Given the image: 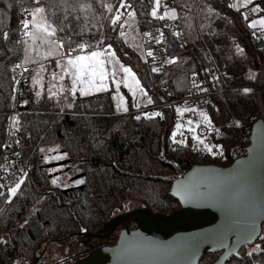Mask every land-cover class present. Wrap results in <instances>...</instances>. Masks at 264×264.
Returning <instances> with one entry per match:
<instances>
[{"label": "trees", "instance_id": "obj_1", "mask_svg": "<svg viewBox=\"0 0 264 264\" xmlns=\"http://www.w3.org/2000/svg\"><path fill=\"white\" fill-rule=\"evenodd\" d=\"M211 1L221 10V16L230 18H220L216 31L204 43L205 52L213 57L226 82L224 98L214 93L206 111L213 126L224 125L233 116L242 120L239 126H223L218 136L206 139L216 155L205 151L184 129L195 111H176L187 109L182 103L192 94V80L205 74L206 63L197 44L172 38L169 52L175 62L166 74L153 73L151 69L156 67L153 57L143 62L120 35L114 36L109 22L113 13H107L99 0H67L73 5L68 12L61 7L47 13L48 20L58 29L65 28L56 33L64 42V52L75 49L81 42L92 48L98 47L100 40L103 45L112 44L122 61L137 71L153 98V106L117 113L111 93L105 92L77 96L71 101L72 108L62 107L50 100L48 93L35 95L31 85L33 69H28L18 84L14 83L12 77L17 80L20 68L13 72L12 67L23 57V44L16 43L20 40L19 6L29 8V19L35 4L33 0H0V150L13 111L9 147L21 153L26 173L11 203H5L6 196L0 197V238L6 241L0 243V264H34L48 242L82 231L100 232L115 211H126L131 202L145 204L155 213L170 214L180 208V202L170 192L175 177L194 163L228 166L245 153L252 127L261 116L257 114L255 96L244 89H251L248 74L263 67L264 56L253 49L241 16L220 0ZM42 2L47 6L61 0ZM105 2L119 7V0ZM241 3L245 4L244 0ZM248 4L259 5V14L264 17V0H251ZM153 6L144 1L134 8L142 31L158 20L150 14ZM4 32L9 33L7 41L3 39ZM231 43L242 47L244 53L230 50ZM153 111L162 116L141 115ZM136 115H141V119L136 120ZM177 124L181 128L177 129ZM181 138L184 144L179 143ZM51 144L57 145L55 153L68 155L46 160L45 150L40 149ZM67 173L70 177L66 179ZM54 177L59 179L57 185L51 184ZM76 179L85 183L77 185ZM245 248L241 249L240 257H232L227 264H264L263 252L249 256ZM220 254L207 253L200 264H211ZM41 257L37 264L41 263Z\"/></svg>", "mask_w": 264, "mask_h": 264}, {"label": "snow or ice", "instance_id": "obj_2", "mask_svg": "<svg viewBox=\"0 0 264 264\" xmlns=\"http://www.w3.org/2000/svg\"><path fill=\"white\" fill-rule=\"evenodd\" d=\"M251 0H244L245 4L250 3ZM33 3L35 4V7L31 9L30 15L31 20L28 18L23 19L20 23L22 25L21 29V35L22 39L17 40V44H23V52H24V59L21 62L15 63L12 67V71L15 72L16 69H19L22 67V64H27L29 62V53L33 51L38 52V48L36 47L37 41H39L41 44L47 43L49 45V55H52V49H59L63 48L64 42L63 40L56 41L53 39L56 36L57 31H65L64 27L57 28L56 25L49 22L47 20V13L50 9H60L63 7V10L65 12H68L70 8L73 7V5L68 4L67 0H61L60 3L53 2L49 3L47 6L42 2V0H33ZM99 3L101 4V7L104 8L108 13H113L111 17L109 18L110 24L115 27L118 23V21H121L123 17L125 16V12H122L121 9L126 10L127 19H123V23L119 24V28L121 29L119 32V35L121 37L125 36V26H131L130 22H134V18L136 16V11L130 5L126 2V0H119V7L113 8V6L105 0H99ZM154 6L151 8V16L153 18H157L160 20H164L166 17L171 19H176V9L175 8H168V5H164L165 11L163 12V15H158V9L160 7V0H153ZM90 7L91 5H87ZM231 7H236V5H230ZM81 8L85 7V5H80ZM260 9L259 5H256L252 8L253 12H256ZM27 12L28 10L25 9ZM55 15V13H53ZM70 15V13H69ZM64 19H67V16L64 17ZM78 19V18H77ZM247 19V17H245ZM259 24L261 26H264V17H260L258 20H252L249 22V27H256V25ZM31 25V27H30ZM70 27V25H68ZM102 27V26H101ZM146 37H149L152 39L150 33L145 32L143 34ZM174 35H179V33H175ZM3 39L7 41L9 39V33L4 32L3 33ZM163 40V34L161 33L160 39L156 40V43L159 44ZM98 47L93 50L92 47L89 44L86 43H78L76 45L75 49L70 48L68 50L67 55H64V53H57L63 57V63H61L60 60L56 62V68L60 70L62 73L61 75H57L56 72L52 73L53 80H60L64 81L65 76L68 77L70 80V87L66 90L63 84L59 86L57 91H53V88L55 85H49L48 88V98L51 99H57V103H59V97L61 94L65 93V91L68 92L69 95H71L73 98H75L77 92H79V95L81 97L90 95L93 92H104L109 88L108 81L111 80V83L115 85V94L113 96V99L117 101L116 107L117 109L123 108L125 112L128 111V108L126 107V100L125 96L120 92L121 85H123L125 88L128 89V91L131 93L132 97H136L137 93H139L142 97L147 98V103L152 104L153 101L151 97L147 96V92L144 90V88L141 86L140 80L137 78V74L135 71H133L132 67L125 66L122 62L119 61V59L116 56L115 50L112 48V44L103 45V41H97ZM239 50V48H238ZM148 57H154V53L151 48L147 51ZM176 60L175 57H173L170 60H166L165 63H174ZM24 71H28L27 68L24 69ZM151 71L153 73L162 71L161 67H152ZM122 74V75H121ZM193 77L196 76V73L193 72ZM14 83H19L18 80L15 79V77H12ZM213 79H218V77H213ZM33 83H39L33 78ZM42 87V85H41ZM200 91H206V89H199ZM16 89L15 87L12 88V92L15 93ZM250 89L245 88L244 92H249ZM37 97L41 96V92L37 91L35 93ZM66 98V97H65ZM23 103H27V101H23ZM140 103L134 101L133 107L140 108ZM68 108H72L73 105L71 103L67 104ZM194 111L195 109H191ZM177 113L184 112V111H190V109H176ZM141 115L144 118H150V117H161L162 114L158 111H153L151 113L149 112H142ZM141 115H136L134 118L136 120L141 119ZM200 115L203 117L204 121L210 126L211 120L207 116V114L203 111H201ZM191 123V122H189ZM176 128H181L180 124L176 125ZM193 135L192 139L199 141L200 144L203 145V149L213 155H216L217 153L213 151V146H210L208 143H205L203 138L196 134L195 128L189 129ZM210 130V129H209ZM173 139L176 136V132L174 131ZM179 143L184 144V140H180ZM216 147H220L217 145ZM41 152L44 151V149H40ZM68 153H63L62 155H57L56 159H61L63 156H67ZM52 157H45V159H51ZM0 171H3L6 175L4 177H0V181H3L7 179L8 175L11 174L12 168L11 166H0ZM26 173L20 175L16 181L9 182V184H5L3 182H0V197H5L6 200L5 203H11L13 198L17 196L18 190L21 189L22 184L25 181ZM59 183L58 178H52L51 184L57 185ZM75 184H83L85 181L83 179H76L74 181ZM64 187H67V184L63 185ZM251 180L249 175H247L245 172H242L238 174L236 177L232 179L229 183L225 184L220 190L219 193L216 196V199L221 200L223 203H228L230 201L235 202L234 207L231 209L233 212H235L238 215H243L248 217L246 221V227L239 228L235 225V223H226L222 229L220 230V233H208L203 234L199 238H184L186 240V243L179 247V251L186 255H194L195 251L199 248V245L204 242L211 241L213 243L218 244L220 247H228L226 244L227 237L230 234L235 233L237 236V241L232 244L231 248L236 249L238 245L244 244L248 240H252L256 236V227H257V221L254 213L255 205H256V196L255 193L251 190ZM177 194L181 196V199L184 203H190L194 202L196 200H199L201 198H204L208 196L209 194L200 191L199 188L195 190H189V189H179L177 190ZM262 208H264V203L261 205ZM27 223V221H25ZM83 230V229H82ZM0 243H6V241L3 238H0ZM149 247H154L158 250H161L165 254H170L172 252L177 251L176 248L173 246L168 245H153L152 242H148ZM257 248H264V238H261L260 243L256 244L255 248L251 252H248L247 255L251 256L256 251ZM18 264V262H17ZM190 264V261L188 262Z\"/></svg>", "mask_w": 264, "mask_h": 264}, {"label": "water", "instance_id": "obj_3", "mask_svg": "<svg viewBox=\"0 0 264 264\" xmlns=\"http://www.w3.org/2000/svg\"><path fill=\"white\" fill-rule=\"evenodd\" d=\"M245 172L251 180V190L256 196L254 209L257 227L256 236L236 249L231 246L237 241L235 233L227 237L228 247H220L211 241L201 243L194 255H186L178 249L186 243L184 238H199L203 234L220 233L226 223L246 227L248 217L238 215L231 209L233 201L223 203L216 199L219 190L238 174ZM199 188L209 195L190 203H184L177 190ZM171 194L180 202V208L170 214L155 213L142 204L135 209L113 216L100 232H78L64 236H84L89 239L105 240L99 247H93L87 254L71 264H200L203 256L211 252H221L211 264H227L232 257H240L244 246L252 245L260 238L264 228V119L260 117L253 125L250 143L243 155L228 166L194 163L174 178ZM133 222L136 227L131 228ZM110 240H115L109 244ZM153 245L173 246L177 251L165 254L149 247ZM49 243V242H48ZM38 256L34 264L40 261Z\"/></svg>", "mask_w": 264, "mask_h": 264}, {"label": "built area", "instance_id": "obj_4", "mask_svg": "<svg viewBox=\"0 0 264 264\" xmlns=\"http://www.w3.org/2000/svg\"><path fill=\"white\" fill-rule=\"evenodd\" d=\"M148 2L153 4V0H128L127 3L132 5L133 8L140 2ZM221 3L226 4L228 7L232 8L233 11L237 12L243 21L244 28L249 36L251 45L254 50L259 52L264 56V27L256 25V27H249V22L255 20L258 17H262L259 14V11L253 12L252 8L256 5L242 4L241 0H220ZM162 7L168 5V8L176 9V19H171L166 17L164 20L158 19L151 26H149L145 31L142 32V38L146 45V48H151L154 53V61L156 67H161V73L166 74L169 70V67L172 63H165L166 60L172 59V55L169 52L171 48V39L175 38L177 41L182 43H192L190 40L186 27L180 12V5L178 0H161ZM230 5H236V7H231ZM25 9L28 11L26 12ZM29 8L19 6L20 21L18 25L19 38L22 39L21 35V21L25 18H28ZM123 19H127L126 10ZM247 17V19H245ZM123 19L118 21L117 25L113 27L114 36H118L120 32L119 24L123 23ZM124 31H127V26H125ZM145 32L150 33L152 39L144 36ZM161 33L163 34V40L157 44L156 40L160 39ZM179 33V35H174ZM148 58V56H147ZM206 63V70L203 76H196L191 82L192 94L184 99L182 103L183 108L195 109L199 117V124L197 125V132L200 136L205 139L211 138V136H218L221 128L223 126L237 127L241 124L242 120L236 116H233L228 122L224 125L213 126L208 125L200 118V112L208 108L212 102V96L214 93L219 94L223 97V85L225 83L221 74L220 69L218 68L214 59L210 60L207 57H204ZM22 61V60H21ZM20 61V62H21ZM264 66V65H263ZM25 67L22 64V67L19 69V72L16 76L17 80L20 82L23 76L25 75ZM213 77H218V79H213ZM206 89V91H200L199 89ZM254 94L257 98L259 114L264 119V67L260 72V75L257 79L256 85L254 87ZM224 98V97H223ZM210 129V130H209ZM11 132V124H9V129L6 135L5 142L0 150V166H11L12 172L8 175L7 179L0 181L5 184L9 182H15L16 179L22 174H24V160L21 156V153L13 148L9 147V138ZM6 174L3 171H0V177H4ZM261 238H264V234H261L260 238L257 240L258 244L260 243ZM261 252L264 253V248H259Z\"/></svg>", "mask_w": 264, "mask_h": 264}, {"label": "rangeland", "instance_id": "obj_5", "mask_svg": "<svg viewBox=\"0 0 264 264\" xmlns=\"http://www.w3.org/2000/svg\"><path fill=\"white\" fill-rule=\"evenodd\" d=\"M178 1H179V5H180V12H181V15H182L185 27H186V31H187V34H188L190 40L192 42H194L195 44H197L202 49L200 51L203 52L202 53L203 57H207L210 60H212L213 57L210 56L209 53L205 52L206 50L204 48V43H205V41L208 40V38L211 36V34H213L216 31L217 26H218L217 22L219 21V19L223 18L225 20H228L230 17L226 16V15H222L221 16V10L218 7H215L211 0H178ZM160 6L161 7H159V9H158V15H163V12L165 11V9H164V7H162L161 0H160ZM259 18L260 17L256 18L255 20H258ZM262 27H264V26H262ZM42 47L43 48H41L39 50V52L35 53V58L36 59L48 60L55 53H57V51H58V49H52L53 54L49 55V50H50L49 49V45L47 43H43ZM22 48H24V45H23ZM238 48H239V50H238ZM229 49L232 50L233 52L236 51L238 54H243L244 53L243 52V48L240 47L238 44L231 43ZM23 55H24V52H23ZM21 60H23V57H21ZM23 66L25 68H27L26 64H23ZM263 67L260 70L251 71L248 74V77L252 79V83L250 85H248L251 88L249 92H251V94H253L254 96H255L254 87L256 85L257 79H258V77L260 75V72L263 69ZM221 84L223 86L225 85V83H221ZM224 91H225V86L223 87V93H224ZM249 92H247V93H249ZM255 100H256V108H257V111H258L259 110V106H258V102H257L256 96H255ZM65 105L66 104H63L61 106L63 107ZM62 110H64V109H62ZM203 112H205L207 114V116H208V113H207L206 110H204ZM194 113L197 114V112H194ZM196 114L191 115V117H189L190 115L187 114L188 115L187 118L188 117L189 118L187 119V121L185 123L186 126L184 124V129H187V131H189L191 135H193V133L189 130L190 128H195L196 129V134L199 135L198 132H197V125L199 124V117ZM14 117L15 116H14V113L12 111V113L10 115V121H9V124H11V128L13 126ZM200 118L204 121V119H203V117L201 115H200ZM189 122H191V123H189ZM176 131H177V129H176ZM202 138H203L204 142L207 143L206 139L204 137H202ZM181 140H183V138H181ZM196 143L200 144L199 141H196ZM200 145H202V144H200ZM56 147H57V145H52V144L44 146L43 147V149L45 150L44 153H46L45 157H52L53 159H56L55 157L57 155H59V154L55 153ZM49 151L50 152L53 151L54 153L53 154H50V153L48 154L47 152H49ZM46 160H50V159H46ZM69 177H70V174H68V173L66 174V176H64V178H66V179L69 178ZM140 206L141 205L138 204V203L131 202V203L128 204L126 211L135 209V208L140 207ZM126 211H124V212H126ZM114 213H115V215H117L120 212L119 211H115ZM262 234H264V230H263ZM102 240L103 239H93L94 242H100ZM57 241L58 240H55V241H53V243L49 242L48 243L49 245L45 246L44 248L42 247L43 248V252H41L42 251V249H41L40 250V255L43 253L47 257L42 259L41 263H39V264H50L52 262L51 256L53 257L54 253L56 251L59 252V256L62 254L60 252L59 247L56 244ZM104 242H105V240H104ZM256 244H258V242H255L252 245L246 246L245 253L251 252L253 250V248H255ZM255 252H259L260 253L259 248H257ZM38 255H39V252H38ZM58 257H56V258H58ZM18 264H28V263L27 262L26 263L25 262H18Z\"/></svg>", "mask_w": 264, "mask_h": 264}, {"label": "crops", "instance_id": "obj_6", "mask_svg": "<svg viewBox=\"0 0 264 264\" xmlns=\"http://www.w3.org/2000/svg\"><path fill=\"white\" fill-rule=\"evenodd\" d=\"M29 20H31V15H30ZM47 20H48V18H47ZM130 23H131L130 27L126 25L127 26V31L125 32V36L122 37V40L124 41V43L126 45L130 46L140 56V58H141V60L143 62H146L147 61V51H148V49L146 48V45H145V43L143 41V38H142V32L143 31H142V28L140 26L139 19H138L137 15L134 18V22H130ZM54 39L56 41H60L57 38V35L54 37ZM36 47L38 48V52H39V50L41 48H43L42 44L39 41H37ZM96 48H92V49L95 50ZM35 53H37V51H33V52L29 53V62L26 64L28 69H33V72H32V75H31V85L33 86L35 91L36 92L40 91L41 92V96H42L44 93H48V88H49L50 84L51 85H55V87L53 88V91H57V89L59 88V86L61 84H63V86L67 90L70 87V80L68 79L67 76H65V80L64 81H60L58 79L53 80V78H52V73L53 72H56L58 76L62 74L60 72V70L56 68V62L58 60H60L61 63H63V57L61 55L57 54V53H64V55H67V53L64 52L63 48H59L57 53H55L48 60L36 59L35 58ZM116 56H117V58L119 59L120 62L125 64V66L132 67L131 65L126 64L125 62H123L122 59L117 54H116ZM23 59H24V55H23ZM48 64H50V66H49L50 68H48ZM132 69H133V71L136 72L137 78L140 80L137 71L133 67H132ZM34 77H35V79L37 81H39V83H33V78ZM140 82H141V80H140ZM108 83H109V88L106 91L98 92V93L97 92H93L90 95H87V96H84V97H89V96H93V95H96V94L110 92L111 93V97H112V102H113V105H114V110L117 113H125L123 108L117 109V107H116L117 101H115L113 99V96H114L115 91H116L115 85L111 83V80H109ZM41 85H42V87H41ZM141 86L147 92V96L151 97V99L153 101V98H152L151 94L146 89V87L142 84V82H141ZM120 92L125 96L126 107L128 108V111L130 109L146 110V109H149V108H151L153 106V103L152 104H148L147 103V98L146 97H142L139 93H137L136 97H132L131 93L123 85H121ZM77 96H80L79 92H77L75 98ZM75 98H73L71 95L68 94L67 91H65V93L60 95L58 105H63V104L67 105L69 102L71 103V101L73 99H75ZM54 100L57 101V99H55V98H54ZM134 101L140 103V105H141L140 108L133 107V102Z\"/></svg>", "mask_w": 264, "mask_h": 264}, {"label": "flooded vegetation", "instance_id": "obj_7", "mask_svg": "<svg viewBox=\"0 0 264 264\" xmlns=\"http://www.w3.org/2000/svg\"><path fill=\"white\" fill-rule=\"evenodd\" d=\"M131 228H135L136 225L133 222L129 223ZM57 246L62 253L59 256V252L56 251L50 264H71L79 257L87 254L93 247H99L104 243V240L100 242H94L93 239L85 238L84 236H74L69 239H57ZM53 243V241H51ZM50 242V243H51ZM115 240H110L108 243L113 244ZM49 245V244H47ZM44 254L42 253V256ZM59 256V257H58ZM47 256H43V259ZM58 257V258H56Z\"/></svg>", "mask_w": 264, "mask_h": 264}, {"label": "bare ground", "instance_id": "obj_8", "mask_svg": "<svg viewBox=\"0 0 264 264\" xmlns=\"http://www.w3.org/2000/svg\"><path fill=\"white\" fill-rule=\"evenodd\" d=\"M263 230H264V228H263Z\"/></svg>", "mask_w": 264, "mask_h": 264}]
</instances>
